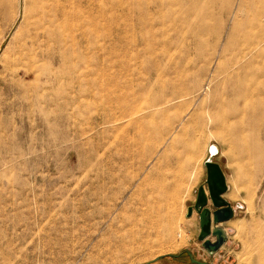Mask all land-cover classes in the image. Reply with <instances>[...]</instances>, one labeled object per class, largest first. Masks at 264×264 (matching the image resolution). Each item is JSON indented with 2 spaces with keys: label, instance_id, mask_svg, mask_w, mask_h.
Listing matches in <instances>:
<instances>
[{
  "label": "rangeland",
  "instance_id": "obj_1",
  "mask_svg": "<svg viewBox=\"0 0 264 264\" xmlns=\"http://www.w3.org/2000/svg\"><path fill=\"white\" fill-rule=\"evenodd\" d=\"M237 2L57 0L56 41L29 64L18 54L29 2L0 0V264H144L167 253L178 256L150 264H193L188 252L260 264L264 162L217 126L243 104L231 85L246 89L248 120L264 101L263 87L252 92L264 77L241 70L252 55L234 66L243 54L229 55L255 41V27L228 40L236 19L218 8ZM158 101L168 102L150 107ZM210 145L234 209L213 254L196 238V212L186 217Z\"/></svg>",
  "mask_w": 264,
  "mask_h": 264
},
{
  "label": "bare ground",
  "instance_id": "obj_2",
  "mask_svg": "<svg viewBox=\"0 0 264 264\" xmlns=\"http://www.w3.org/2000/svg\"><path fill=\"white\" fill-rule=\"evenodd\" d=\"M27 1L29 2V6L27 7V10L24 9L27 18L26 32L21 38L18 54L19 56H24L28 59V63L31 64L32 62H36L39 57L43 56V51L40 50L42 42L56 41V34L59 31L62 22L65 20L63 18L65 15L61 11L57 0ZM218 10L220 13H232V17L236 19L234 24L229 28L228 40H231V43L233 42L232 35L236 30L240 28L245 30L246 28H256L253 47L249 46L248 48L241 49L235 53L231 52L229 55L237 56L243 54L233 62L232 66L237 65L242 59L252 55L250 61L242 64L241 70L245 73H253L257 77H264V0H238L235 7L232 5H222ZM17 15H20L19 10ZM238 16L241 17L237 19ZM224 50H226V48H224ZM209 60H211V58ZM254 63H257L258 65L254 66ZM27 64L24 66L29 67L30 65ZM226 71L227 67L225 64L217 67V70L213 74V79L218 77L219 72L224 73ZM230 87L229 94L231 101L234 99H242L243 104L240 108L238 106H233L229 109L225 113L223 121L217 126L220 129L226 128V132H230L234 139L239 142V146L242 148L241 150L251 156L255 162V166H261L264 162V106H262L264 101L261 104L260 101L257 102V105L249 112L250 119L248 120L245 118V115H248L247 99L249 97L245 94L246 89L234 85H231ZM260 87H263L262 89H264V84H261V86H253L252 92L256 91L260 94ZM165 102L158 101L150 105V107L158 108ZM217 152L218 150L215 145L208 146V154L211 153L212 155H215ZM249 197L251 200L252 194H249ZM261 212V215L264 217V209H262ZM188 223L189 222H186V224ZM243 230L245 232L247 231V229ZM256 231L258 233L255 240V248L257 250L255 260L260 264H264V221ZM177 236L178 241L175 244L174 249L183 245L186 241V235L183 230H180L177 233Z\"/></svg>",
  "mask_w": 264,
  "mask_h": 264
},
{
  "label": "water",
  "instance_id": "obj_3",
  "mask_svg": "<svg viewBox=\"0 0 264 264\" xmlns=\"http://www.w3.org/2000/svg\"><path fill=\"white\" fill-rule=\"evenodd\" d=\"M212 156L209 153L203 162L204 182L197 187L194 202L186 209V217L192 215L193 212L197 214L198 234L196 238L208 254L216 252L226 241V231L220 224L230 220L234 215L232 205L223 197L228 188L224 171L220 164L212 159ZM187 254L193 264H209L194 259L189 252ZM177 256L178 254L167 253L156 256L144 264L156 262L163 257L176 258Z\"/></svg>",
  "mask_w": 264,
  "mask_h": 264
}]
</instances>
